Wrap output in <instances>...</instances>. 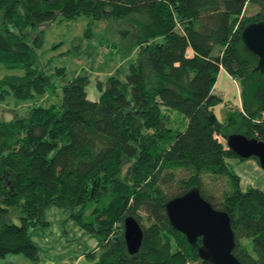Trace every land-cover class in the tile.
Masks as SVG:
<instances>
[{
    "label": "trees",
    "instance_id": "obj_1",
    "mask_svg": "<svg viewBox=\"0 0 264 264\" xmlns=\"http://www.w3.org/2000/svg\"><path fill=\"white\" fill-rule=\"evenodd\" d=\"M248 4L258 9L251 16ZM80 16L88 19L85 35L113 20L138 49L124 76L118 70L97 81V100L88 99L87 75L66 80L64 67L49 76L38 66L37 29ZM262 21L264 0H0V66L22 73L0 80V100L61 95L58 105L0 120V259L38 264L32 235L56 207L96 239L98 251L86 256L94 264H210L198 256L200 239L189 244L165 213L169 200L196 188L229 216L237 260L264 264V190L241 189L227 161L246 159L226 143L234 133L264 142V72L241 38ZM220 69L241 100L222 121L213 111L222 100L212 94ZM211 175L229 185L217 204L202 190ZM173 185L178 192L167 193ZM127 217L143 233L134 255L123 239Z\"/></svg>",
    "mask_w": 264,
    "mask_h": 264
},
{
    "label": "rangeland",
    "instance_id": "obj_2",
    "mask_svg": "<svg viewBox=\"0 0 264 264\" xmlns=\"http://www.w3.org/2000/svg\"><path fill=\"white\" fill-rule=\"evenodd\" d=\"M257 11L256 6L248 4L245 9V15L251 16ZM87 24L88 19L84 16L73 20H60L58 18L55 22L37 29L43 30L42 47L37 51L38 66L49 76L56 67H64L66 69V80H71L77 74L87 75L89 77V83L86 87L88 99L97 100L99 96V91L96 87L97 81H104L118 70H121L124 76L129 64L136 60L138 49H131L130 36L123 39L119 32L124 26H119L113 20L96 22L93 26L94 28H92L91 36L85 35L88 28ZM13 74L21 75L22 73L21 71L9 70L4 66H0V80L4 76ZM223 85L219 83L214 88V95L219 98V91H222ZM51 92L52 90H50ZM50 93L48 96L46 95L42 98L34 97L27 101H17L12 97L0 100V120L8 122L17 118H25L29 110L37 104L44 107L60 104L61 95L59 89L52 94ZM229 93L230 95H227V98H230L232 104H237L236 89L233 87V90ZM235 172L239 173L241 178H243L241 182L242 189H245L247 184L252 182L253 185H257V187H261V190H264L263 170H261L263 177H258L257 174H254L248 167L246 169L244 166L237 167ZM176 177L178 179L185 178L187 173L177 171ZM174 187L175 185L170 188L167 187L166 192L173 191V193H177L178 189ZM228 189L229 185L226 177L211 175L203 178V193L215 204L222 201L223 194ZM10 256V258L16 256L21 258L23 262H28L22 256Z\"/></svg>",
    "mask_w": 264,
    "mask_h": 264
},
{
    "label": "water",
    "instance_id": "obj_3",
    "mask_svg": "<svg viewBox=\"0 0 264 264\" xmlns=\"http://www.w3.org/2000/svg\"><path fill=\"white\" fill-rule=\"evenodd\" d=\"M241 38L244 46L258 57L257 70L264 72V21L246 26ZM227 146L238 157L256 158L264 171V142L247 138L242 134H230ZM165 213L169 224L183 234L189 244H195L201 260L210 264H241L233 255L235 246L234 233L229 216L206 201L198 189L192 188L181 196L165 204ZM123 239L129 254H137L142 243V228L133 217L123 222Z\"/></svg>",
    "mask_w": 264,
    "mask_h": 264
},
{
    "label": "crops",
    "instance_id": "obj_4",
    "mask_svg": "<svg viewBox=\"0 0 264 264\" xmlns=\"http://www.w3.org/2000/svg\"><path fill=\"white\" fill-rule=\"evenodd\" d=\"M224 84L222 91H219L220 99L222 103L216 105L213 111L219 120H224L227 114L234 110L241 109L240 90L238 84L233 80L223 69H220L217 80L212 89L214 94V88ZM236 89L237 104H232L229 92ZM264 118V113H263ZM233 168L234 172L237 167H247L258 177H263L261 174V168L258 163L253 159H246L240 162L237 159H230L227 161ZM236 173V172H235ZM240 177V187L243 178ZM264 179V178H263ZM246 183V182H245ZM247 184V183H246ZM248 187L256 188L261 190V187L253 185L252 182L247 184ZM245 189H242L243 191ZM70 211L67 209L48 207L44 212V218L47 222V227L36 231L32 235V241L38 250L39 263L38 264H94L97 260L87 259V254L90 252H97L98 246L97 241L89 233L84 231L70 215ZM6 256L0 259V264H31L23 262L21 258Z\"/></svg>",
    "mask_w": 264,
    "mask_h": 264
}]
</instances>
